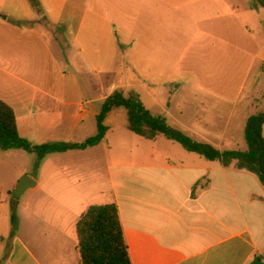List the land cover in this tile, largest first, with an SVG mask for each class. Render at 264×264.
<instances>
[{
    "label": "crops",
    "instance_id": "obj_1",
    "mask_svg": "<svg viewBox=\"0 0 264 264\" xmlns=\"http://www.w3.org/2000/svg\"><path fill=\"white\" fill-rule=\"evenodd\" d=\"M24 1L28 11L18 0H0V100L14 111L21 137L20 123L28 133L29 125L51 129L69 115V104L54 97V69L57 58L71 65L67 50L79 44L87 22L86 32L105 29L117 41L111 54L118 61L107 63L103 55L106 73L117 64L126 73L146 75L133 95L146 94L147 105L139 100L152 115L220 152L246 151L245 122L258 104L252 75L264 65V0L232 2L224 15L234 22L229 35L201 34L211 44L226 40L235 49L231 71L245 75L237 87L206 76L181 84L165 77L171 55L161 17L165 5L157 18L153 12L152 30L140 34L137 23L124 18L123 6L107 0ZM79 51L86 48L80 45ZM95 56L101 58L100 48L86 57ZM172 86L178 89L173 95ZM126 126L107 125L97 146L54 154L95 163L54 161V211L46 216L24 206L13 227L7 202L0 200V264H80L76 223L90 206L106 204L117 207L131 264H251L254 258L264 264V186L256 175L208 161L163 136L144 139ZM47 157L27 190L39 189Z\"/></svg>",
    "mask_w": 264,
    "mask_h": 264
},
{
    "label": "rangeland",
    "instance_id": "obj_2",
    "mask_svg": "<svg viewBox=\"0 0 264 264\" xmlns=\"http://www.w3.org/2000/svg\"><path fill=\"white\" fill-rule=\"evenodd\" d=\"M18 1H20L18 2L20 6L28 11L27 3L24 0ZM235 1L237 0H222L218 3H211V0H132L133 6H130L131 0H107L112 5L116 3L123 6L124 18L136 22L140 34H147L148 30H152L153 12H156L155 17L157 18L159 15L157 9L165 5L166 11L161 17H165L166 32L170 35L171 47L170 70L165 75L166 78L169 77L173 80L172 82L181 84L186 81V78H192L198 82L206 76L213 77L219 82H230L231 87H237L245 76L243 73L231 71L235 49L228 46L226 40L211 44V41L203 38L201 34L211 35L213 32L229 35L231 30L227 27L234 22L224 15L228 6ZM126 5H129L127 9ZM110 12L115 13L116 11H108ZM216 15L220 19L215 20ZM86 25L87 22L84 23L80 32L79 44L67 50L71 65L57 58L58 68L54 69V97L69 104V115L60 117L57 125L51 129L29 125L28 133L23 132L20 123L22 138L34 145L48 142H82L85 138L97 133L96 117L103 103L100 98L108 97L113 92H118L127 98L135 94L134 87L137 83L146 81V75L126 73L117 64L112 68L107 66L108 72L106 73L103 55L106 53L107 63L112 60L118 61V58H112L111 54L112 47L117 45V41L111 42L110 37H113L111 36L113 32L105 29L99 28L95 33L92 31L93 34L86 32ZM156 27L153 30L157 32ZM114 38L117 39V36L115 35ZM80 45L86 48V53L79 51ZM99 48L101 58L98 59V56H95L88 59L86 57L90 51H99ZM125 60L129 62V59ZM97 67L101 68V73L92 74V69ZM62 74L66 76L63 77ZM252 81L259 85L255 99L258 103L257 110L254 111L258 114L264 112V65H261L258 74L252 75ZM230 90L232 92V89ZM177 92L178 89L172 86L170 93L173 95ZM139 99L147 105L145 93H142ZM84 103H88L89 109L84 113L78 112V107ZM126 123L127 113L123 108L112 109L104 121V125L114 126L116 129L122 128ZM26 134L32 135L31 139H28ZM242 141L245 143L244 139ZM36 160V155L22 150H0V200L7 202L11 219L24 215V206H27L28 210L43 213L44 216H46L45 212L54 211V161L64 166L69 163H95V160L90 157L66 156L54 159V154L48 155L42 172V184L40 183L37 192L27 190L17 199L16 206L11 205L14 190L12 186L16 180L24 175L29 178H39V168H34ZM100 163L102 164L103 161L101 160ZM62 186L64 189L67 188L65 183Z\"/></svg>",
    "mask_w": 264,
    "mask_h": 264
},
{
    "label": "trees",
    "instance_id": "obj_3",
    "mask_svg": "<svg viewBox=\"0 0 264 264\" xmlns=\"http://www.w3.org/2000/svg\"><path fill=\"white\" fill-rule=\"evenodd\" d=\"M115 108L125 109L126 128L131 133L147 140L163 136L179 144L184 150L198 154L208 161H218L224 167L234 164L237 169L256 175L264 186V138L262 136L264 123L255 124L256 121H261L264 112L251 116L245 122L243 138L246 151L220 152L209 144L193 141L183 132L167 125L163 118L152 115L136 95L125 98L118 92H113L103 101L96 117L97 133L80 144L63 142L32 144L20 137L14 111L0 100V150H22L36 155L34 168L38 169L42 160L48 155L70 150H84L100 144L108 131L104 121ZM11 222L15 227V217H12ZM76 235L80 264H131L116 205L90 206L76 223Z\"/></svg>",
    "mask_w": 264,
    "mask_h": 264
},
{
    "label": "water",
    "instance_id": "obj_4",
    "mask_svg": "<svg viewBox=\"0 0 264 264\" xmlns=\"http://www.w3.org/2000/svg\"><path fill=\"white\" fill-rule=\"evenodd\" d=\"M256 123H264V116L262 117L261 121H256ZM254 126V124H253ZM260 157V153L258 154V159ZM34 186V182L29 178L28 176H22L16 183L14 190H13V198L11 200L12 204L14 206L17 205V199L22 195V193ZM251 264H261L260 260L258 258H254L253 262Z\"/></svg>",
    "mask_w": 264,
    "mask_h": 264
},
{
    "label": "built area",
    "instance_id": "obj_5",
    "mask_svg": "<svg viewBox=\"0 0 264 264\" xmlns=\"http://www.w3.org/2000/svg\"><path fill=\"white\" fill-rule=\"evenodd\" d=\"M89 109L88 103L81 104L79 106V112L84 113Z\"/></svg>",
    "mask_w": 264,
    "mask_h": 264
}]
</instances>
